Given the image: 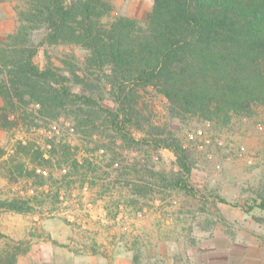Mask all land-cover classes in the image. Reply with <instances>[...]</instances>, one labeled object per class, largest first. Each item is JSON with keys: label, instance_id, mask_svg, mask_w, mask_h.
<instances>
[{"label": "trees", "instance_id": "16d2710c", "mask_svg": "<svg viewBox=\"0 0 264 264\" xmlns=\"http://www.w3.org/2000/svg\"><path fill=\"white\" fill-rule=\"evenodd\" d=\"M25 3L17 12V28L0 39L3 126H15L8 116L36 104L47 118L69 109L74 128L89 136L100 121L121 142L172 151L176 169H151L156 181L133 182L134 194L152 195L156 186L198 194L191 181V152L165 123L153 120L143 98L149 88L167 99L171 116L193 115L215 124L251 113L253 105L264 107V0H153L144 22L123 15L109 19L113 6L108 0ZM38 31L44 33L41 44L82 48L83 72L67 60L62 61L65 67L53 62L40 67L38 45L32 41ZM105 94L114 108L102 104ZM47 142L43 147L35 140H17L2 159L6 178L30 180L36 189L0 199V209L31 213L47 198L59 202L63 189L85 182L91 163L80 157L78 145L56 138ZM126 168L138 172L136 166ZM257 196L246 205L214 198L250 212L264 210V195ZM25 251L18 245L0 250V264H16Z\"/></svg>", "mask_w": 264, "mask_h": 264}, {"label": "rangeland", "instance_id": "374dc122", "mask_svg": "<svg viewBox=\"0 0 264 264\" xmlns=\"http://www.w3.org/2000/svg\"><path fill=\"white\" fill-rule=\"evenodd\" d=\"M108 1L113 6L109 19L123 15L141 22L153 5V0ZM25 4L0 0V39L17 28V12ZM43 34L32 35L40 67L49 62L65 67L62 61L67 60L83 72L82 48L41 44ZM143 96L156 124L165 123L190 150L197 196L161 186L152 195L134 194L133 182L156 181L150 178L151 169H176L175 156L166 148L121 142L100 121L89 136L74 128L69 109L58 118H47L36 104L27 105L24 113L10 114L8 119L17 124L9 128L3 126L6 111L0 99V155L5 152L0 158L1 200L36 189L30 180L4 175L2 159L17 140H35L43 147L52 138L68 141L91 163L85 182L63 189L59 202L47 198L31 213L0 209V250L12 245L27 249L16 264H264V210L245 212L214 198L246 205L264 195V107L253 105L251 113L215 124L193 115L171 116L167 99L152 88ZM102 104L114 108L107 94Z\"/></svg>", "mask_w": 264, "mask_h": 264}, {"label": "built area", "instance_id": "2783aa9c", "mask_svg": "<svg viewBox=\"0 0 264 264\" xmlns=\"http://www.w3.org/2000/svg\"><path fill=\"white\" fill-rule=\"evenodd\" d=\"M243 148V147H242Z\"/></svg>", "mask_w": 264, "mask_h": 264}]
</instances>
